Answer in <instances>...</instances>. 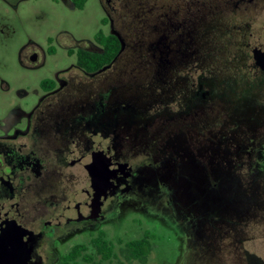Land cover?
I'll use <instances>...</instances> for the list:
<instances>
[{
	"label": "flooded vegetation",
	"instance_id": "af4514ba",
	"mask_svg": "<svg viewBox=\"0 0 264 264\" xmlns=\"http://www.w3.org/2000/svg\"><path fill=\"white\" fill-rule=\"evenodd\" d=\"M1 1L19 22L24 3L35 10L40 0ZM98 1L103 27L123 42L111 62L103 37L95 39L105 35L99 30L92 40L71 43L23 36L12 70L0 63V264L14 253L16 264H77L82 257L66 259L76 246L85 247L82 256L91 248L86 256L93 258L91 243L106 239L113 213L126 205L170 219L178 231L192 220L200 233L212 234L213 224L205 228L211 220L185 207L176 168L186 148L182 154L166 132L173 121L192 120L182 117L193 97L204 105L194 124L205 131V121L213 122V143L231 155V170L255 172L264 156V143L241 118L219 122L228 102L217 95L245 78L264 103V0H134L131 15L122 0ZM240 124L249 130L239 132ZM188 150L202 159L190 141ZM234 150L250 162L233 163ZM78 238L85 245L75 246ZM145 238L153 251L149 233L133 240ZM115 241L118 257L124 246ZM71 245L62 255L60 247ZM99 260L93 262L105 264Z\"/></svg>",
	"mask_w": 264,
	"mask_h": 264
},
{
	"label": "rangeland",
	"instance_id": "374dc122",
	"mask_svg": "<svg viewBox=\"0 0 264 264\" xmlns=\"http://www.w3.org/2000/svg\"><path fill=\"white\" fill-rule=\"evenodd\" d=\"M134 0H122L124 12L132 14L129 7ZM146 4L147 0H138ZM160 3L165 0H159ZM57 4L50 0H40L36 9L32 1L24 3V16L19 22L6 15V9L0 0V63H9L12 70L14 50L17 43L27 37H32L39 43L44 44L47 37L63 36V42L71 43L79 40H92L99 31L108 34V26L103 27L101 21L106 18L98 0H87L82 9H73L57 0ZM74 3V2H73ZM137 4V3H134ZM128 5L126 8L125 6ZM136 10V8H134ZM132 17V16H131ZM11 27L9 32L5 25ZM120 23H117L119 27ZM205 46V45H204ZM226 79V76L221 77ZM245 78H239L236 85L238 89L226 90L217 93L228 102L224 106L223 119L241 118L250 130H253L259 141L264 143V103L258 100V93L249 91L245 84ZM184 117L192 119L183 125L181 120L170 123L167 131L171 132L179 143L180 148H186L185 162L179 163L176 172L182 180L183 196H185L186 209L189 212L205 216L211 221L205 228H211L206 235L200 233L195 221L186 220L183 230L178 231L170 219L153 215L149 211L123 206L113 213V218L106 229V239L114 242V255L105 264H140L139 262H127L122 252L116 257L119 246L115 240H121V247L127 241L141 237L145 232L149 233L153 243V251L145 264H264V156L258 163L255 172L248 169L234 172L230 167V156L226 149L218 150L217 140L213 143V122L205 121V131L199 130L198 124H194L196 113L204 108L196 98L187 100ZM192 122L193 125H190ZM261 123V125H260ZM237 124H233L236 129ZM246 126H239V132ZM227 130L223 128V133ZM222 133V135H223ZM256 136V135H255ZM217 139L221 138L216 134ZM197 146L202 159H192L189 155L188 144ZM224 148V147H221ZM232 153V152H231ZM236 154V150H234ZM238 156V154H236ZM231 157L233 163H249L250 160L243 156ZM209 162V164L207 163ZM204 168L208 170L204 176ZM176 174V173H175ZM218 184L213 190L210 183ZM141 235V236H140ZM79 245H85L86 239L73 241ZM72 243V244H73ZM71 247V248H70ZM62 255H66L72 245L60 247ZM92 253L88 248L86 254ZM85 254V253H84ZM85 254V255H86ZM55 258V256H54ZM95 257V253L93 254ZM95 259V260H96ZM77 264H87L78 260Z\"/></svg>",
	"mask_w": 264,
	"mask_h": 264
},
{
	"label": "trees",
	"instance_id": "16d2710c",
	"mask_svg": "<svg viewBox=\"0 0 264 264\" xmlns=\"http://www.w3.org/2000/svg\"><path fill=\"white\" fill-rule=\"evenodd\" d=\"M74 4L79 8L82 9L87 0H72ZM98 37H103L104 46H105V52H106V63L111 62V60L118 54L120 50V43L118 39L112 35L105 34L100 31L95 39L98 40ZM149 240V239H148ZM145 239H139V240H130L127 241L124 244V249L122 250V255L124 257V260L127 262L136 261L140 264H145L147 258L152 252V247L150 241ZM92 246L96 249L95 257H97V261L100 259L99 256L103 257L102 260L106 262L110 260L114 255V250L112 244H110L106 239L103 238H96L91 243ZM85 247L84 246H76L72 249V252L66 257L67 260L72 262H76V260L80 257H82V260L87 263H97L93 262L95 259L91 257H87L86 255L82 256L84 252ZM122 264V263H120Z\"/></svg>",
	"mask_w": 264,
	"mask_h": 264
},
{
	"label": "water",
	"instance_id": "95a60500",
	"mask_svg": "<svg viewBox=\"0 0 264 264\" xmlns=\"http://www.w3.org/2000/svg\"><path fill=\"white\" fill-rule=\"evenodd\" d=\"M106 2L108 3L109 0H106ZM112 34L115 35V36L119 39V42H120V45H121V49H120L119 52H121L122 49H123V42H122V40H121V38H120V36H119L118 34H115V33H112ZM14 255H15V253H14ZM14 255L10 257L9 264H16V263H17V261H16ZM7 264H8V263H7Z\"/></svg>",
	"mask_w": 264,
	"mask_h": 264
}]
</instances>
